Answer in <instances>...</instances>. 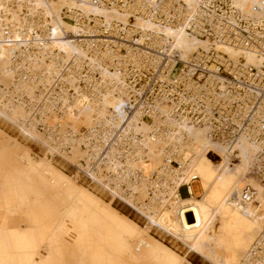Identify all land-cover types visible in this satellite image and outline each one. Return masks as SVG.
Here are the masks:
<instances>
[{
	"label": "built area",
	"instance_id": "obj_1",
	"mask_svg": "<svg viewBox=\"0 0 264 264\" xmlns=\"http://www.w3.org/2000/svg\"><path fill=\"white\" fill-rule=\"evenodd\" d=\"M61 1L60 18L73 25L63 34L75 47L71 51L55 44L51 17L42 8L30 0L6 2L19 5V20L1 26L2 39L17 47L8 66L12 83L0 84V124L33 140L49 159L71 167V176L98 187L110 202L183 246L167 211L179 197L191 195L189 185L200 187L195 175L189 185L184 180L180 145L187 142V128H201L226 146L248 141L254 148L248 175L264 188V13L247 16L234 0ZM85 5L116 8L126 21L106 19ZM179 33L207 46L183 55ZM247 54L258 65L247 63ZM71 105L92 112L81 132L60 121ZM150 141L162 144L154 172L137 165ZM75 145L83 155L73 161ZM229 199L244 214L249 208L262 212L249 185ZM179 212L172 217L180 220ZM183 213L186 221H195L192 211ZM239 264H264V218Z\"/></svg>",
	"mask_w": 264,
	"mask_h": 264
},
{
	"label": "bare ground",
	"instance_id": "obj_2",
	"mask_svg": "<svg viewBox=\"0 0 264 264\" xmlns=\"http://www.w3.org/2000/svg\"><path fill=\"white\" fill-rule=\"evenodd\" d=\"M12 1L17 2L18 0ZM30 1L36 7L42 8L44 13L51 17L53 30L57 36L55 44L65 51L75 49L63 36L65 30L73 29L72 24L60 18L59 9L64 2L61 0ZM6 2L8 3V0H0V84L9 86L13 80V73L8 66L17 44L14 41L5 42L2 39L1 26L7 22H18L19 5L7 7ZM234 4L250 17H258L264 13V0H234ZM83 7L106 19L126 21L127 18L124 12L116 8H91L89 5ZM141 25L148 28L152 27V23L149 22H142ZM164 32L173 34L171 29H164ZM175 36L176 44L182 50L183 55L207 46V41L184 33L175 34ZM216 47L231 55L237 53L227 46L217 45ZM245 58L247 63L253 65H258L260 61L252 54L245 55ZM91 113L90 109L71 105L60 121L62 125H68L74 131L81 132L90 123ZM143 128L146 127L143 126ZM28 132L31 137L40 140L39 134L35 130ZM187 133V142L180 145L187 164L183 172L184 180L189 185L191 176L195 175L199 180L200 193L195 194L189 185L191 195L185 194L170 204L167 216L171 230L180 242L213 263L239 264L250 244L257 237L261 220L264 218V188L248 175L254 148L244 139H240L229 146L220 144L211 140L201 128H187ZM0 136V145H8L7 137L1 132ZM12 149L0 152V196L4 206L16 199L19 200L20 196L14 192L18 186L31 187L34 192L37 189L43 191V185L40 184L39 179L46 182L52 191L58 192V195L43 194L45 201L39 210L41 215L39 220L41 222L40 236L35 237L33 243L25 249L28 250L26 255L29 257L27 264H45L48 259L43 252L34 257L29 251L34 247H42V249L45 248L50 251L57 249L69 253L73 257V264H112L113 260L110 261L107 256H102L100 253L105 246V241L130 250L143 238L146 240V244L139 246V250L153 264H192L158 240L147 235L146 226H144L145 229L142 228L123 213L94 197L86 189L79 186L81 184L77 183L67 173H63L65 179L58 180L61 175H54L52 160L45 154L40 160H36L34 156L31 155L30 157L26 152H21L16 148L11 151ZM205 149L216 152L226 151L221 157L218 153L220 161L212 162L204 156ZM82 155L81 148L75 145L72 148L70 159L75 161L80 159ZM31 159L40 162V168L34 167ZM161 160V142L150 141L147 143L146 156L140 159L137 165L142 170L154 172L161 165ZM229 164L233 165L232 172L227 170ZM247 185L255 190L259 201L262 203V212L259 214L250 208L244 214L229 199L232 192H240ZM181 208H183L182 213L179 212ZM184 209L194 213L195 221L192 223L186 221ZM177 212L181 213L180 220L177 217H172ZM217 221L220 223L218 231L215 230ZM93 222L98 224L99 232L103 234L102 238L99 235L90 234L89 226ZM242 223L248 225L250 230L249 232L244 231L241 244L234 246L230 243V237ZM35 227L29 228V232L34 235ZM22 229L24 227L16 231L20 232ZM67 234L70 236L69 240L73 247H69L67 243L62 241V237ZM246 241L250 242L245 247ZM89 244H91L90 248H88ZM237 247L241 251L244 249L240 257L237 253ZM1 249H3V245L0 242ZM83 251L86 254H82ZM19 261L20 264L23 263L24 258L21 257ZM0 264L9 263L1 257Z\"/></svg>",
	"mask_w": 264,
	"mask_h": 264
},
{
	"label": "rangeland",
	"instance_id": "obj_3",
	"mask_svg": "<svg viewBox=\"0 0 264 264\" xmlns=\"http://www.w3.org/2000/svg\"><path fill=\"white\" fill-rule=\"evenodd\" d=\"M174 75V73H173ZM0 132L3 133L7 137V144L6 146L0 145V152H3L5 150L12 149L13 151L15 148L18 149L21 152H26L28 156L31 157L34 156L36 160H40L42 157H44V153L39 148V146L31 139H28L24 136H22L17 130L14 128H11L9 126H6L4 124H0ZM1 137V136H0ZM41 140V139H40ZM197 147H203V146H197ZM226 150H220V151H210L205 149L203 154L206 158L211 160L212 162H218L220 161L221 155ZM220 153V157L218 155ZM32 160V159H31ZM33 161V160H32ZM51 165L53 166V172L54 175H61L60 179H65L64 174L67 173L68 175L73 174V170L71 167L64 165L58 161H51ZM32 165L34 167L40 168L41 163L40 162H32ZM227 170L232 172L233 165L229 164L227 167ZM64 173V174H63ZM73 179L81 185L84 189H86L90 194H92L97 199H100L104 201L109 207H112L119 211L120 213H123L128 218L133 220L135 223H137L139 226L144 228V226L147 227V230L145 229V232L147 235L153 237L154 239L161 242L163 245L183 257L185 260L189 261L192 264H215L209 259L204 258L202 255H200L195 250L189 248L187 245L183 246L182 244H179L177 242H174L172 240H169L167 237H165L160 231L149 228L145 222L140 218L137 214L131 212L128 208L125 206H122L116 202H109L110 199L96 186L94 185H88L83 180H79L75 178ZM39 182L41 185H43V191L38 190L32 191L33 188L26 187V186H18L16 187V190L14 191L16 195H19L20 198L17 201L14 200L10 202L9 204L4 206V202L2 201V197L0 196V242L3 245V249L0 250V258H5L9 264H20L19 259L21 257L24 258L23 263L21 264H27L29 261V257L26 255L25 250L27 246H29L31 243H33L35 237L40 236L39 227L41 222L39 221L41 219V215L39 210L44 205L45 198L43 194H55L58 195V192L55 190H51L48 188V185L46 182L39 179ZM78 185V184H75ZM83 185V186H82ZM193 192L200 193V187L198 183L192 184ZM23 197V198H22ZM190 220V216H189ZM37 221V222H36ZM217 224H215V230L218 231L220 223L217 221ZM38 224V225H36ZM33 226L36 228L35 235L33 233L29 232V228ZM24 227L22 231L17 232L16 230L19 228ZM249 228V229H248ZM248 230V231H247ZM250 227L248 225H244L243 223L232 233V236L230 237V243L234 246H238L236 244H241L243 240V233L249 232ZM89 232L92 235L100 236L102 238L103 234H100L99 232V226L97 223L93 222L89 226ZM63 238V239H62ZM61 239L63 242L67 243L69 247H73V245L70 243V236L67 234L66 236H63ZM104 241V240H103ZM180 241V240H179ZM250 241L245 242V247L249 244ZM146 244V240H139L130 250H127L125 248L116 246L108 241H105L104 248L101 249L100 253L102 256H107L108 259L111 261L113 260L112 264H153L152 261H150L142 251L139 250V246ZM185 245V244H184ZM91 244L88 245V248H90ZM106 249V250H105ZM244 250V249H243ZM243 250L241 251L237 247V253L238 256L242 254ZM32 252L33 256L39 254L40 252L45 254L48 259L45 264H73V257L69 253H65L62 251L53 250H47L45 248L42 249V247H34L32 250H29ZM38 252V253H37ZM128 252V253H127ZM95 253V252H94ZM82 254H86L84 251ZM106 254V255H105ZM36 255V256H37Z\"/></svg>",
	"mask_w": 264,
	"mask_h": 264
}]
</instances>
